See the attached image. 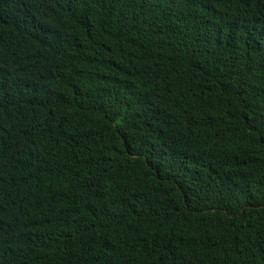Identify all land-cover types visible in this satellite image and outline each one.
Listing matches in <instances>:
<instances>
[{
  "label": "trees",
  "instance_id": "16d2710c",
  "mask_svg": "<svg viewBox=\"0 0 264 264\" xmlns=\"http://www.w3.org/2000/svg\"><path fill=\"white\" fill-rule=\"evenodd\" d=\"M0 264H264V0H0Z\"/></svg>",
  "mask_w": 264,
  "mask_h": 264
}]
</instances>
